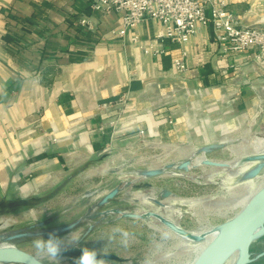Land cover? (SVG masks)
<instances>
[{
	"label": "crops",
	"instance_id": "0c3cea01",
	"mask_svg": "<svg viewBox=\"0 0 264 264\" xmlns=\"http://www.w3.org/2000/svg\"><path fill=\"white\" fill-rule=\"evenodd\" d=\"M93 1L0 0V210L147 149L264 136V60L252 49L224 51L201 25L179 72L180 45L153 56L131 40L155 37L159 21L114 36L122 16ZM227 2L238 26L264 25V0Z\"/></svg>",
	"mask_w": 264,
	"mask_h": 264
},
{
	"label": "rangeland",
	"instance_id": "374dc122",
	"mask_svg": "<svg viewBox=\"0 0 264 264\" xmlns=\"http://www.w3.org/2000/svg\"><path fill=\"white\" fill-rule=\"evenodd\" d=\"M256 137L264 138L242 133L232 142L223 140L212 145L214 148L206 153L212 164L193 166L203 154L200 153L203 147L182 144L161 147L151 153L147 149L140 161L139 157L128 158L105 171H72L59 190L41 195L55 193L52 198L29 207L1 209L0 234L10 235L43 221L48 222L46 229H52L82 219L71 231L77 235L79 244L73 245L66 239L64 253L87 247L121 259H105L106 264H189L198 256L196 249L209 244L207 239L212 240L208 235L210 230L233 220L244 207L240 205L241 199L264 185V151L259 153L254 148L252 141ZM187 163H190L188 169ZM260 165V172L253 176ZM115 188L120 189L119 194L108 204L99 206ZM163 191L188 200L189 204L168 201L161 196ZM152 195H158L159 201L167 200V207L144 200ZM5 221H10L8 226H4ZM124 232L128 233L127 237ZM68 233L60 236L66 237ZM35 239L0 240V246L15 247L36 256ZM250 254L248 264H264V234L251 242ZM77 258L62 256L60 264H76ZM41 261L54 264L46 257Z\"/></svg>",
	"mask_w": 264,
	"mask_h": 264
},
{
	"label": "built area",
	"instance_id": "2783aa9c",
	"mask_svg": "<svg viewBox=\"0 0 264 264\" xmlns=\"http://www.w3.org/2000/svg\"><path fill=\"white\" fill-rule=\"evenodd\" d=\"M93 11L103 14L118 13L121 24L112 35L125 37L147 19L160 22L161 30L151 39L133 35L132 42L145 54H163V43L170 40L182 47V54L174 59V68L186 69V45L198 33L201 25H212L218 40L225 45L224 51L232 54L253 50L254 57L264 60V25L238 26L236 17L229 9L227 0H94ZM80 24L93 28L89 17H82Z\"/></svg>",
	"mask_w": 264,
	"mask_h": 264
},
{
	"label": "water",
	"instance_id": "95a60500",
	"mask_svg": "<svg viewBox=\"0 0 264 264\" xmlns=\"http://www.w3.org/2000/svg\"><path fill=\"white\" fill-rule=\"evenodd\" d=\"M214 147H203L200 153H206ZM188 164V163H187ZM187 164L186 169H187ZM262 165L258 166L253 172L255 176L260 172ZM155 171V170H153ZM120 192L119 188H115L100 201L99 206L108 204L113 200ZM170 194L168 191H166ZM55 193H51L47 197L22 199L15 203L16 206H33L36 203H42L52 198ZM171 195V194H170ZM164 196V195H163ZM165 197V196H164ZM133 216V215H132ZM136 216V215H135ZM235 221L234 227L227 233H220L213 239V243L206 245L198 254L193 264H209L210 260L214 256H221L219 262L224 264L232 252L243 245L244 254L243 257L236 264H248L250 262V244L257 235L259 228H264V185L261 186L250 198L248 204L242 207L241 212L233 219ZM231 220V221H233ZM82 219H79L69 225L52 228V229H38L32 231L35 228H45L48 222H39L37 224L30 225L25 229H19L13 231L10 235L0 234V240L8 242L14 240H21L27 238H37L38 236H46L48 232L55 231L58 235L68 233L76 229L81 223ZM229 221V222H231ZM228 222V223H229ZM227 224V223H226ZM91 231V228L88 232ZM81 255L80 251H74ZM104 259L120 261L121 259L115 254L106 253L100 254ZM35 256L27 253L23 250L10 246H0V264L3 263H17V264H35ZM40 264H45L40 260Z\"/></svg>",
	"mask_w": 264,
	"mask_h": 264
},
{
	"label": "bare ground",
	"instance_id": "6f19581e",
	"mask_svg": "<svg viewBox=\"0 0 264 264\" xmlns=\"http://www.w3.org/2000/svg\"><path fill=\"white\" fill-rule=\"evenodd\" d=\"M252 144H253V146H254V148H256V150H257V152H261V151H264V138H262V137H256V138H254L253 139V141H252ZM203 153V152H202ZM190 163H188L187 164V169L190 167V165H189ZM199 165V164H212L209 160H208V158L205 156V154L203 153L202 155H200V156H198L197 158H196V160H195V162H194V164H193V166H196V165ZM252 173V172H251ZM254 174V173H253ZM246 175V174H245ZM245 175H244V177H245ZM248 176H249V174H248ZM243 177V179H246V178H244ZM249 178V177H248ZM251 178H252V176H251ZM262 185V184H261ZM261 185H260V187H261ZM260 187H258V189L260 188ZM258 189H256L255 190V192L258 190ZM254 192V193H255ZM253 193V194H254ZM161 194V196H165V197H167L166 199L168 200V201H177V202H179V204H181V205H183V204H189V201L188 200H181V199H179V198H177V196H172V195H170V194H168L166 191H163V192H161L160 193ZM252 194V195H253ZM252 195H249V197L248 198H244V200H242L241 199V204L240 205H244V207L248 204L247 203V200H249V198H251L252 197ZM158 195H152V196H148V197H145L144 198V200L146 201H151L152 203H154V204H156V205H160V206H165V208L167 207V203H168V201L166 200L165 202H162V201H159V199H158ZM243 198V197H242ZM249 202V201H248ZM179 212V211H178ZM155 217V216H154ZM235 221L236 220H233V221H231V222H229V223H227V224H225V225H223V226H221V227H218V228H214L213 230L211 229L210 230V233L208 234L209 236H212V240H210V238L209 239H207L206 240V243H209V244H211V243H213L214 241H213V239H214V237H216L218 234H220V233H227L228 231H230L233 227H234V225H235ZM9 222L10 221H5L3 224H4V226H8V224H9ZM3 226V225H2ZM3 226V227H4ZM258 232H257V235H256V237H255V239L257 238V237H260L262 234H264V228H259L258 230H257ZM76 237H77V235H75ZM254 239V240H255ZM208 245V244H207ZM3 246H5V245H3ZM205 247V245H203L202 247H200V248H197L196 250H197V253L199 254V252H201V250L203 249ZM243 254H244V247H243V245H241V246H239L238 248H236L233 252H232V254L229 256V258L226 260V262L224 263V264H236L242 257H243ZM62 256H78V253H76V252H72V251H69V252H66V253H64ZM79 257V256H78ZM222 257V255L221 256H214L211 260H210V262H209V264H220V262H219V260H220V258ZM237 258V260H235ZM235 260V261H234ZM194 263V261H192V262H190L189 264H193Z\"/></svg>",
	"mask_w": 264,
	"mask_h": 264
},
{
	"label": "clouds",
	"instance_id": "9594fccd",
	"mask_svg": "<svg viewBox=\"0 0 264 264\" xmlns=\"http://www.w3.org/2000/svg\"><path fill=\"white\" fill-rule=\"evenodd\" d=\"M125 237L128 236L124 232ZM69 239L75 245L79 244V239L74 234L69 232L66 237L58 235L55 231H50L46 236H38L33 241L35 249V264H40L42 258H48L54 264H60L63 253L67 250L65 248V240ZM126 240L123 243L126 244ZM81 255L76 259V264H106L105 259L100 255L99 251L95 248H80Z\"/></svg>",
	"mask_w": 264,
	"mask_h": 264
},
{
	"label": "flooded vegetation",
	"instance_id": "af4514ba",
	"mask_svg": "<svg viewBox=\"0 0 264 264\" xmlns=\"http://www.w3.org/2000/svg\"><path fill=\"white\" fill-rule=\"evenodd\" d=\"M45 227H46V226H45ZM43 229H46V228H42V230H43ZM37 230H38V228H35V229H34V230H32V231H37Z\"/></svg>",
	"mask_w": 264,
	"mask_h": 264
}]
</instances>
